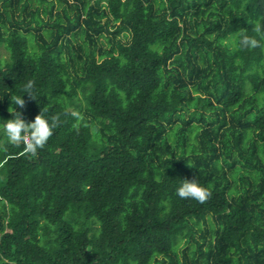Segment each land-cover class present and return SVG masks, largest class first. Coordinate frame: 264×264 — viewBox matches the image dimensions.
I'll use <instances>...</instances> for the list:
<instances>
[{
	"label": "trees",
	"instance_id": "16d2710c",
	"mask_svg": "<svg viewBox=\"0 0 264 264\" xmlns=\"http://www.w3.org/2000/svg\"><path fill=\"white\" fill-rule=\"evenodd\" d=\"M257 25L264 0H0V120L56 124L35 153L0 129V264H264Z\"/></svg>",
	"mask_w": 264,
	"mask_h": 264
},
{
	"label": "clouds",
	"instance_id": "9594fccd",
	"mask_svg": "<svg viewBox=\"0 0 264 264\" xmlns=\"http://www.w3.org/2000/svg\"><path fill=\"white\" fill-rule=\"evenodd\" d=\"M255 32L264 36V25H257ZM259 39L256 36L245 34L242 30L233 33L232 36L226 37L224 44L229 49L233 48H253L258 46ZM33 83L29 81L24 86V91L20 95H11L10 99L13 105L23 108L25 100L24 93H28L31 97ZM9 112L12 113V118L0 120V129L3 135L7 138V142L13 146H24V150L29 153H35L42 148L49 137L52 135L55 122H50L42 113L37 115L34 120L26 122L21 118V113L15 107H10ZM176 195L181 199H194L203 203L211 193L207 188L199 183L198 178L183 179L176 188Z\"/></svg>",
	"mask_w": 264,
	"mask_h": 264
},
{
	"label": "rangeland",
	"instance_id": "374dc122",
	"mask_svg": "<svg viewBox=\"0 0 264 264\" xmlns=\"http://www.w3.org/2000/svg\"><path fill=\"white\" fill-rule=\"evenodd\" d=\"M0 54L3 55V56L6 54V53L3 51L2 48H0Z\"/></svg>",
	"mask_w": 264,
	"mask_h": 264
}]
</instances>
